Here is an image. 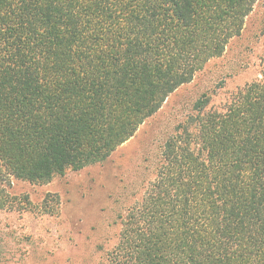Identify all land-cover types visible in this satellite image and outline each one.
<instances>
[{
    "label": "trees",
    "instance_id": "trees-1",
    "mask_svg": "<svg viewBox=\"0 0 264 264\" xmlns=\"http://www.w3.org/2000/svg\"><path fill=\"white\" fill-rule=\"evenodd\" d=\"M255 2L0 0V175L46 184L105 161L222 55ZM208 102L118 217L109 264H264V69Z\"/></svg>",
    "mask_w": 264,
    "mask_h": 264
},
{
    "label": "rangeland",
    "instance_id": "rangeland-1",
    "mask_svg": "<svg viewBox=\"0 0 264 264\" xmlns=\"http://www.w3.org/2000/svg\"><path fill=\"white\" fill-rule=\"evenodd\" d=\"M263 69L264 0H256L222 55L170 93L105 161L67 170L46 184L1 173L0 264H109L118 217L155 178L166 140L191 116L194 103L205 94L206 109H219Z\"/></svg>",
    "mask_w": 264,
    "mask_h": 264
}]
</instances>
